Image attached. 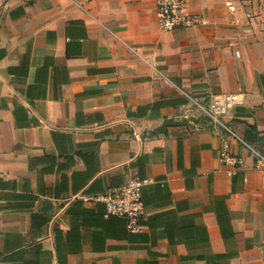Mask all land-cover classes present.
<instances>
[{
  "label": "crops",
  "instance_id": "obj_1",
  "mask_svg": "<svg viewBox=\"0 0 264 264\" xmlns=\"http://www.w3.org/2000/svg\"><path fill=\"white\" fill-rule=\"evenodd\" d=\"M188 7L164 31L154 0H0V264H264V165L187 96L240 93L264 157V0ZM133 178L136 230L102 198Z\"/></svg>",
  "mask_w": 264,
  "mask_h": 264
},
{
  "label": "built area",
  "instance_id": "obj_2",
  "mask_svg": "<svg viewBox=\"0 0 264 264\" xmlns=\"http://www.w3.org/2000/svg\"><path fill=\"white\" fill-rule=\"evenodd\" d=\"M157 13V24L161 30L168 31L176 28L197 27L202 24L203 18L198 13L189 10L190 0H154ZM231 9L234 6L231 2L227 3ZM133 54L144 58L139 49L134 45L123 42ZM154 68L157 76H164V73L155 64L149 61ZM193 107L200 112L215 127H219L231 138L245 144L252 154L260 159L264 165V157L243 136L235 131L230 123L229 116L235 107L244 103L240 93H209L208 95L187 94ZM224 163L234 167L242 166L245 161L237 155L230 153L227 149L221 152ZM146 181L140 178H133L125 185L115 189L107 190L102 198L106 203L108 212L122 217L127 221L131 230L139 227V219L145 213V205L142 198V186Z\"/></svg>",
  "mask_w": 264,
  "mask_h": 264
}]
</instances>
